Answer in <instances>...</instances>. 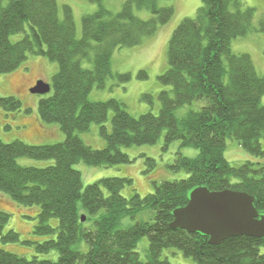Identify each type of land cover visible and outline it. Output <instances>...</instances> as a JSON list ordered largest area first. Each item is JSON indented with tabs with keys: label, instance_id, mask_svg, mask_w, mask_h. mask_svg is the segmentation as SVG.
<instances>
[{
	"label": "trees",
	"instance_id": "obj_1",
	"mask_svg": "<svg viewBox=\"0 0 264 264\" xmlns=\"http://www.w3.org/2000/svg\"><path fill=\"white\" fill-rule=\"evenodd\" d=\"M88 1L98 9L82 17L78 39L69 6H62L60 18L55 0H0V74L15 72L30 56L55 63L51 93L39 100L37 110L41 123L56 124L64 135L62 142L41 146L0 140V194L21 208L38 210L32 233L39 238L31 242L32 258L0 249V264H170L162 259L164 250H177L195 264H264V237H231L214 246L201 234L170 228L173 210L184 207L190 191L199 186L244 192L264 214V163L232 165L224 157L227 139L257 159L264 157V73H256L248 55L230 50L232 39L254 29V10L242 8L241 0H200L195 17L181 21L168 42L167 69L158 77L166 87L157 95L158 114L133 117L121 102H91L89 93L113 77V52L155 35L173 9L162 6V0H127L112 13L103 0ZM140 10L149 19L139 18ZM15 35L22 37L12 41ZM85 60L91 67L82 65ZM142 77L145 73L139 72ZM141 98L150 103V96ZM196 103L203 104L176 116L179 108ZM0 109L17 114L22 104L0 96ZM91 124L99 126L102 149L91 148L76 135ZM162 136L163 149L180 141L198 154L187 158L178 152L167 168L187 177L150 180L153 191L145 197H123L121 190L132 182L123 178H103L84 187L74 169L79 162L103 168L128 164L120 147L153 145ZM20 157L53 164L21 166ZM144 159L147 171L153 169L155 161ZM144 212L149 220H136ZM9 218L0 209L2 244L20 239L13 230L3 232ZM144 237L148 245L142 260L137 246Z\"/></svg>",
	"mask_w": 264,
	"mask_h": 264
},
{
	"label": "rangeland",
	"instance_id": "obj_2",
	"mask_svg": "<svg viewBox=\"0 0 264 264\" xmlns=\"http://www.w3.org/2000/svg\"><path fill=\"white\" fill-rule=\"evenodd\" d=\"M58 5L59 17L62 18V6H69L75 24L76 37H81V19L84 15L93 14L97 11L96 4L88 0H55ZM127 0H103L102 5L112 13L121 10L122 5ZM162 6L171 7L173 15L163 26L159 27L156 34L145 38L138 46L131 48H118L113 52L111 58V70L113 77L107 78L105 86L101 89L92 88L88 99L91 102H104L110 99L117 100L125 106V110L133 117H138L146 113L157 115L160 103L157 95L161 90H165L158 77L167 69L166 53L168 42L175 28L186 18H194L198 8L201 6L200 0H162ZM242 8H252L254 10L253 30L244 37H237L230 42V50L233 54L248 55L254 65L258 75L264 73V0H241ZM136 15L147 20L150 14L145 10L136 11ZM22 35L10 37L12 41L20 39ZM82 65L86 68L91 64L85 60ZM57 66L43 57L30 56L28 59L11 74H0V96L15 97L22 104V109L17 114H6L0 109V140L4 143L13 140H20L32 146L44 144H54L64 141V135L56 124H43L38 116L39 100L48 96L32 94L29 90L34 82L43 80L51 84L52 76L55 74ZM139 72H144L146 77L138 78ZM117 75H128V80H120ZM143 95L150 96V103L142 100ZM203 103L186 105L176 111L178 118L184 116L190 109H197ZM264 105V97L262 98ZM112 113H110L111 118ZM8 127H5V126ZM109 128L110 121L106 123ZM76 135L93 149L105 147V140L100 135L99 126L91 124L87 132L76 133ZM163 136L153 145H140L130 147H120L126 154L130 163L115 167L103 168L89 166L83 162L74 165V169L80 172L83 186L94 183L103 178H123L131 180L121 190V195L125 198L138 194L145 197L153 189L150 180L173 181L187 177L184 172L172 173L167 166L171 164L175 155L179 152L184 157L195 158L198 151L193 148L181 147L180 141L172 142L166 149H163ZM264 148V140H261ZM145 158L155 161V166L147 171ZM225 159L232 165L241 164L246 161H260L264 163V157L259 159L251 156L231 139L226 140L224 152ZM18 164L21 166H32L43 168L53 164L52 160L39 161L20 157ZM0 209L7 213L10 218L3 232L13 230L18 233L20 239L16 243L2 244L0 249L25 257L34 256V247L31 242L37 239L32 231L36 225L38 210L35 207L21 208L12 202L8 196L0 194ZM149 212H144L136 220H149ZM29 242L30 244H28ZM148 245L146 237L142 238L137 246L140 258L144 259V253ZM264 254V247L260 249ZM167 258L170 264H195L191 258L184 257L177 250H164L162 259Z\"/></svg>",
	"mask_w": 264,
	"mask_h": 264
},
{
	"label": "water",
	"instance_id": "obj_3",
	"mask_svg": "<svg viewBox=\"0 0 264 264\" xmlns=\"http://www.w3.org/2000/svg\"><path fill=\"white\" fill-rule=\"evenodd\" d=\"M29 91L46 95L51 86L37 80ZM172 215L171 229L201 234L214 246L231 237H264V214L257 212L254 198L244 192L210 191L199 186L190 191L187 204L173 210Z\"/></svg>",
	"mask_w": 264,
	"mask_h": 264
}]
</instances>
